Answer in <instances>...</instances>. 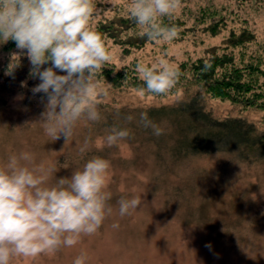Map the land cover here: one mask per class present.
I'll return each mask as SVG.
<instances>
[{"label": "rangeland", "instance_id": "rangeland-1", "mask_svg": "<svg viewBox=\"0 0 264 264\" xmlns=\"http://www.w3.org/2000/svg\"><path fill=\"white\" fill-rule=\"evenodd\" d=\"M94 2L98 14L90 20L92 29L96 21L115 20L129 10L127 0ZM206 2L197 0L195 5ZM253 6L243 3L241 12ZM254 19L257 39L264 41V21ZM224 35L201 36L197 45L190 39L151 42L127 56L119 43H104L111 55L109 63L117 66L133 61L151 66L161 58L176 66L184 57L202 55L205 48L220 44ZM14 52L16 47L0 51V166L11 154L31 152L37 163L44 161L57 169L48 181L51 186L93 156L105 158L110 162L107 190L112 194L113 214L95 235L83 237L75 247L36 258H14L11 264H73L81 251L88 255L87 264H264L262 111L241 113L227 103L202 99V111L210 120L192 102L196 96L192 89L157 97L110 87L106 97H98L101 120L78 122L65 144L63 138L53 141L45 135L39 123L42 94L33 96L30 91L39 80L29 77L26 56H21L13 76L5 75ZM20 95L23 99H18ZM141 112L164 130L162 135L154 136L139 124ZM129 115L134 117L131 122L125 119ZM227 117L239 118L241 126L251 131L249 136L218 125ZM113 126L129 129L130 138L109 147L103 138ZM88 137L89 148L81 154L79 148ZM133 195L141 198L140 208L120 217L116 201ZM113 223L119 228L114 229Z\"/></svg>", "mask_w": 264, "mask_h": 264}, {"label": "clouds", "instance_id": "clouds-1", "mask_svg": "<svg viewBox=\"0 0 264 264\" xmlns=\"http://www.w3.org/2000/svg\"><path fill=\"white\" fill-rule=\"evenodd\" d=\"M181 6L182 0H127L130 18L150 43L177 38L179 28L163 24L161 18H171ZM95 14L94 0H0V43L13 41L18 49L10 54L5 75L13 76L21 56H26L29 77L39 80L30 91L33 96L42 94L39 123L53 141L63 138L67 144L78 122L101 120L98 97H106L111 85L99 81L97 73L111 55L100 33L90 26ZM135 70L144 83L136 89L140 95H165L180 77L178 68L163 58L151 66L138 63ZM26 86V81L21 83ZM125 119L131 122L134 117ZM138 122L154 136L163 134L145 112ZM106 133L103 140L109 147L130 138L127 128L113 126ZM90 143L91 138H85L79 152H87ZM109 168L107 159L93 156L70 177L49 186L57 172L54 166L37 163L28 151L9 155L0 166V264L55 254L95 235L113 214L112 194L107 190ZM116 204L119 216L125 217L140 208L141 198L120 197ZM112 227L117 229L119 224ZM87 262L83 251L73 260V264Z\"/></svg>", "mask_w": 264, "mask_h": 264}, {"label": "trees", "instance_id": "trees-1", "mask_svg": "<svg viewBox=\"0 0 264 264\" xmlns=\"http://www.w3.org/2000/svg\"><path fill=\"white\" fill-rule=\"evenodd\" d=\"M196 3L197 0H182L178 13L171 18H161L163 24H175L179 28L174 41L190 39L197 45L202 43L203 36L210 39L223 32L226 35L220 44L205 48L202 55L186 56L179 61L175 66L180 72L176 87L157 97L192 89L196 95L192 102L200 105V113H206L201 107L202 99H210L227 103L241 113L254 110L264 114V41L257 39L258 27L254 19L260 17L264 21V0H207L204 6ZM243 3H252L256 9L253 10V6L251 10L241 12ZM125 15L115 20H98L93 30L100 33L103 41L119 43L122 54L127 56L131 50L141 49L150 42L130 18L129 10ZM13 47H16L15 43L8 41L0 44V51L7 52ZM137 64L133 61L117 66L107 62L97 73V79L118 91L144 87L135 70ZM205 116L210 119L207 114ZM240 121L227 117L218 125L228 130L240 129L249 136L250 130L242 127ZM238 143L242 144L241 149H246L242 142ZM263 150L264 146L259 152Z\"/></svg>", "mask_w": 264, "mask_h": 264}]
</instances>
